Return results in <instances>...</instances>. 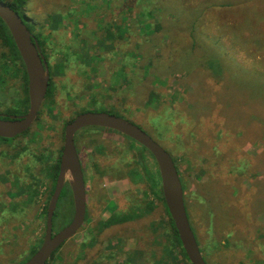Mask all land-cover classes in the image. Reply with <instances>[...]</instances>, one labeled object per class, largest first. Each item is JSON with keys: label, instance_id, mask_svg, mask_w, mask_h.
I'll return each instance as SVG.
<instances>
[{"label": "rangeland", "instance_id": "rangeland-1", "mask_svg": "<svg viewBox=\"0 0 264 264\" xmlns=\"http://www.w3.org/2000/svg\"><path fill=\"white\" fill-rule=\"evenodd\" d=\"M1 1L12 4L16 11L24 14L23 17H29L27 24L41 36L55 30L57 25H63L51 32L52 35L48 34L47 40L40 37L44 48L53 41L52 49L56 50L51 52L54 56L63 51V55L68 57L71 52L68 36L76 34V22L81 25L79 52L84 66H80L83 67L82 81L77 82V87L78 95L82 96V108L86 110H76L74 114L59 110L56 115L52 112L55 110H47L43 106L29 134L17 139L22 144L29 143L37 156L31 152L17 158L6 156H12L10 144L15 140L9 138L6 144L0 143V174L8 178L6 180L0 175V264L20 262L30 246L45 235L46 216L43 210L50 201L47 191L52 182L46 179L42 154L51 153L57 157L58 148L64 145L62 128L66 118H75L77 114L91 110L114 112L133 121L181 162L187 182L186 194L192 205L190 223L209 264H264V5L260 4L254 12V0H180L176 5H171L167 12L162 11L164 4L158 7L166 0ZM206 1L210 4L229 1L226 10L210 8L214 19L210 26L211 34L221 36V23L229 26L221 36L223 45L235 54L236 60L246 69L259 73L248 82L249 87L244 85L242 89L241 82L234 85V82L225 81L219 76L217 71L223 67L212 47L187 57L185 52L189 53L188 50L180 49L179 39L174 38L173 35L179 36L177 29L186 24L179 18L183 12L182 3L185 2L192 13L196 8L206 9ZM123 15L126 18L122 19ZM250 17L256 19L254 25L258 24V30L247 29L246 18L249 20ZM192 19L189 18L190 21ZM66 21H71L72 25L64 23ZM98 22L109 23L113 27L109 31L97 29ZM91 28L96 31L92 36L91 30L89 38L87 34ZM232 29L239 31V40ZM255 32L260 34L259 42L245 41ZM5 48L0 42V52ZM63 58L59 55L55 60ZM53 60L50 57L51 63ZM91 61H95V65L97 62L98 67H92ZM14 65L10 60L5 63L0 59L2 114L9 113V110L18 114L24 111L18 109L27 107L24 67L20 63ZM59 67L66 70L63 63ZM60 70L55 73V87L58 84L55 95L53 99L49 98L56 102L58 108L65 105L62 97L67 95L63 80L73 78L71 71L67 73L68 70L60 77ZM79 73L76 70L74 76ZM196 92L202 94L198 106L204 108L197 113L201 123L205 121L202 135L206 139L202 141L197 135H188L186 124L193 110L192 96ZM69 102L70 106L75 104V100L69 99ZM101 129L85 127L76 134L77 144L84 148L82 153L86 155L88 175L98 174L94 169L95 163L104 169L109 165L103 164H112L113 171L107 172L100 184L92 187L89 184V218L70 239L72 242L78 240L77 244L67 241L64 247L66 264H151L152 254H143V248L137 247V243L140 237V245L151 249V246H146L150 236L146 223L160 219L161 210L158 208L137 220L95 229L99 232V241L94 247H88L90 253L80 258L73 253L77 251V246L92 236L88 230L98 226L100 218H107L116 211H127L133 200L138 202L144 198L143 189H148L147 184L133 181L130 177L129 168L134 165V157L127 147V139L121 133ZM198 142H204L208 147L216 145L217 153L213 147L205 148L203 152L206 158L202 160V148L197 146ZM131 143L135 144L133 139ZM96 145H100L97 150L94 148ZM224 150L228 155L221 158ZM97 151L107 153L101 155ZM185 155L190 160L189 164L183 160ZM28 160V164L32 165L30 170L26 169ZM203 167L206 171L200 170ZM16 175L20 177L24 190V184L32 181L37 185L40 179L39 193L19 190ZM203 184H208L206 200L202 199ZM102 192L105 199L100 196ZM148 192L153 194L149 189ZM216 192L221 195L220 205L225 207L232 206L229 202L233 193H239L238 196L242 198L233 201L237 211L215 220L210 213V205ZM106 197L117 202L118 207L115 208L111 200L106 202ZM17 203L18 208L15 207ZM66 213L73 218L74 203H71L70 197L62 217L56 221V227H65L63 217ZM117 234L122 238H116ZM128 250L134 251L133 256L128 255Z\"/></svg>", "mask_w": 264, "mask_h": 264}, {"label": "trees", "instance_id": "trees-1", "mask_svg": "<svg viewBox=\"0 0 264 264\" xmlns=\"http://www.w3.org/2000/svg\"><path fill=\"white\" fill-rule=\"evenodd\" d=\"M179 1L180 0H166L163 3H161L158 7H160L161 5L164 4L162 11L166 10L167 12H169L171 5H176L177 3H179ZM228 2L229 1H227L223 4H216V3L210 4V2L206 1L204 3L205 5L208 6L206 9L199 10L196 8L195 10H193L192 13L188 10L187 4L185 2H183L182 3L183 4V12H182V15L179 16V18L182 19V21L184 23L186 22V24L185 25L180 24L183 28L177 29V33L179 36H176V35H173V36H174V38L179 39V44H180V46H182V48H180V49L188 50L189 53L185 52L187 57L194 56L195 53H197L199 51H203L204 48L206 50H209V48L212 47L211 50L215 51V53L217 54L216 59L221 60L220 66L223 67V68H220L219 71H217L219 76H221V78H223L225 81L230 80L231 82H234V85H236L238 82H241L242 83V89H243L244 85L246 87H249L248 82L251 79H253L256 75H258L259 73L257 74L256 71H249L248 69H246L243 64L239 63L236 60L235 54L230 52L229 50H227V48H225V46L223 45V43L221 41V39H222L221 36L225 32V28H229V26L227 24L221 23V25L219 26L220 27L219 31H220L221 36H215L214 34H211V29H210V26L212 27L213 20H214L213 16L210 13V8H221L220 10H223V9L226 10V8L229 7ZM260 4L264 5V0L263 1L262 0H254L253 1L254 12L257 11V7ZM11 6L15 9V7L12 4H11ZM252 14L256 15L255 13H252ZM207 16H209V17L207 18ZM190 17L193 18L191 21L189 20ZM26 20L28 21V18H26ZM254 20L256 21L255 18L253 19L250 17L249 20H247V18H246V27L248 30L252 31L253 28L258 30V24L255 26ZM174 24H176V21H174ZM27 26L31 30V27H29V25H27ZM232 31L235 35V38L237 40H239L238 39L239 31L237 29H232ZM259 35L260 34H258V32H255V33L249 35V37L245 41L257 43V42H259V38H258ZM37 37L39 39L38 43H40L42 46L43 41L40 39V37L44 38V34H43V36L38 34ZM0 42H2V44L6 47L5 50L0 52V53H2L0 55V59H2L5 63L10 60L11 63L13 64V67L16 66V65H14L16 63H20L24 67L23 81H24V85H25V89H26V93H27L26 102H27V107H28L30 98H29V85H28L29 80H28V74H27L26 66H25L23 58H22V56H21V54L17 48L15 40H14L7 24L5 23V21L1 17H0ZM260 42H261V40H260ZM187 44H189V45L187 46ZM215 48H217V49L215 50ZM225 70H227V73H224ZM48 96H49V94L47 93L45 101H47ZM192 97L194 100V102L192 101L193 110L190 113V115L188 116V118L186 119V121H187L186 124L188 125V128H189V134L188 135L189 136L197 135L199 140L202 141V139H206L205 135H202V133H203L202 130L204 128L205 121H203L201 123L200 118H197V113L200 110L204 109V108H201L198 106V101L202 99V94L201 93L199 94L198 92H196L195 94H193ZM224 101L227 103V100H224ZM84 110H86V109H84ZM166 110H168V109H166ZM184 111L186 112L188 110H184ZM8 112L16 114L14 111H11V110H9ZM41 112L42 111H40V114H41ZM52 112L54 114L56 113L54 111H52ZM110 112H112V111H110ZM112 113H114V112H112ZM40 114H39V116H40ZM166 114H167V112H166ZM184 114L185 113H183L181 115H184ZM56 115H58V114L56 113ZM117 115H119V114H117ZM39 116H38L37 120L39 119ZM167 117L169 118V115ZM71 119H73V118H71ZM71 119L66 118L64 125H63V128H62V130L64 129V132H65L66 124L69 123L71 121ZM184 119H185V117H184ZM199 123H200V125H199ZM99 128H102L104 130L107 129L104 127H99ZM29 131H30V129H28L27 131L23 132L22 134L14 137V138H11L12 140H15V142L10 144V148H12L13 154H12V156L9 154L6 156H9L12 158H17V157H20L21 154L28 153V152H31L33 155L37 156V153L34 151V149L32 147L30 148L29 143L22 144L21 140L17 141V139H20L19 137L25 138L29 134ZM226 135H227V132H226ZM7 140H9V138L0 137V141H2L0 143H5ZM63 140H64V135H63ZM131 141H132V138L128 137L127 147L131 151L132 156L134 157V165L130 166V168H129L130 177L133 181H136V182L142 181L145 184H147L149 191H151L153 194L150 195L148 192V189L145 188L142 191V193L144 194V198L140 199L138 202H136L137 200H133V202L129 204L127 211H124V210L120 211V212L116 211V212L112 213L110 216H108L107 218H100L99 225L98 226H96V225L92 226V227H90V230H88L90 233H92V236L89 239H87L86 241H83L79 246H77V251L73 252V253H77V257H79V258L83 257L85 254L90 253V249H88V247H94L95 244L99 241V232H97L95 229L102 228L103 226H110L112 224H117L120 222L137 220V219L143 217L147 213H152L154 210H156L158 208L159 210H161L160 219H158V221H157V219H152L151 221L146 223V228L148 229L149 234H150L148 241H146V243H147L146 246H149V247L151 246L150 247L151 249L148 250V247L145 248L144 246L140 245V239H141L140 237L138 239L137 247L143 248V251H142L143 254H145V253L152 254L153 258L151 260V264H193L190 261L188 255H187V253L183 247V244H182V241L180 239V236H179L178 230L176 228L175 222H174V220L171 216V213L169 211V208L166 204L164 194H163V189H162L160 171H159L157 162L154 158V155L145 146H143L142 144L140 145V143L137 142L136 140L133 139V141L135 142V144H133V145H132ZM204 142H202V143L198 142V144H197L198 147L202 148L201 154H200V158L202 160H205V158H206L204 155V152H203V150L205 148L213 147L215 151L217 148L215 144H214L215 146L209 145V147H208L206 145V143H204ZM62 150H63V145L58 148L59 152H58L57 157H54L53 154H51V153L42 154V157L45 160L44 167H45V172H46V179L49 180L50 182H52L50 189H48V191H47L48 192V194H47L48 200L51 199V196L55 190L58 174L60 172V162H61ZM226 151L227 150H224L223 154L220 155L221 158L227 157L228 153ZM216 153H217V151H216ZM40 157H41V154H40ZM173 157H174L173 159H174L175 163L178 166L177 168H178L180 178H181L182 183H183L184 194H185V203H187L186 209H187L188 216L190 219L189 213L192 212V210H191L192 205H191L190 197H188V193L186 194L187 182H186L184 173L181 170V165H180L181 162L175 156H173ZM5 158H7V157H5ZM183 160L186 161L188 164L190 163V160L187 157V155L184 156ZM236 161H237V159H236ZM6 162H8V161H6ZM28 163H29V160L26 162V164H27L26 169L30 170L32 168V165H30ZM103 165H106V163ZM100 166L101 165L99 163H95L94 169L97 171V173H98L97 175H92V176L86 177V174H85V181L87 184V190L89 189L88 188L89 184L91 185V187L94 185L100 184L102 181V178L106 174H108L107 169L106 168L104 169L103 166L102 167H100ZM200 170L206 171V169L204 167ZM0 175L4 176V178H6V180L8 179L7 176L4 175L3 173H1ZM112 179H114V177H112ZM15 182H16V185H18L19 190L28 191L30 193L32 191H34L33 192L34 194L39 193L38 191H39V188L41 185L40 179L37 181V185H35V183L33 184L32 181L27 183V184H24L26 186V190H24V187L21 186L20 177L17 175L15 177ZM209 182H210V180H209ZM203 185L204 186L202 187V190L204 191V194H203L204 197L202 199L206 200L208 198L207 197V186H208V184L207 185L203 184ZM238 194L239 193H237V194L233 193L231 201L229 202L230 205H232V206L225 207V205H220V203H219V200L221 197L220 193L219 192L214 193L213 204L211 203V205H210V207H211L210 209H212L210 211V213H211V215L215 216L214 217L215 220L218 218H224V216L227 217L228 214H231V211H235V210L237 211V207L233 204V201L235 199L237 200L238 198H242L241 196H238ZM100 196L103 199H105L104 192H102ZM68 197L71 198V203H74L72 190H71L69 183L67 182L62 193H61V196L59 198L57 208H56V211L54 214V232H57L60 229H62V227L61 228L56 227V224H57L56 221L60 218V216L62 217V215L64 213V206L66 205V201H67ZM108 200H111L112 203L115 204V208L118 207L117 202L106 197V202ZM106 202H105V205H106ZM48 206H49V204H48ZM15 207L18 208L19 204L18 203L15 204ZM47 207L45 208V210H43V212H44L43 215L46 216V221H47V212H48ZM105 208H111V207L105 206ZM204 208L205 207H202V209H204ZM111 210H113V208H111ZM71 218H72V215H69V214L67 215V213L64 215L63 219L65 220L64 221L65 226H66V224L70 223ZM87 218H89V215H87L86 220H87ZM190 221H191V219H190ZM44 236L45 235H43L42 237H39L38 240L30 246V248L27 251L24 258L20 262L15 263V264H24L25 262H27V260L30 257H32L37 252V250L40 248V246L43 242ZM115 236L118 239L122 238V236L119 234H117ZM125 236L127 237V235H125ZM132 236H134V235H132ZM165 238H167L166 241H164V242L160 241V239H165ZM77 241L78 240L75 239L73 242L71 240L69 242L75 244ZM165 242H167V243H165ZM67 243L68 242H65L60 248H58L53 253L51 258L48 260L47 264H66L67 259L65 256L64 247H65V245H67ZM227 244H229V243H227ZM132 251L133 250H128V255L133 256L134 251L133 252ZM136 251H138V250H136Z\"/></svg>", "mask_w": 264, "mask_h": 264}, {"label": "water", "instance_id": "water-1", "mask_svg": "<svg viewBox=\"0 0 264 264\" xmlns=\"http://www.w3.org/2000/svg\"><path fill=\"white\" fill-rule=\"evenodd\" d=\"M0 17L7 24L15 40L29 80V111L22 115L0 113V137L14 138L34 124L49 88L50 70L38 41L19 12L11 4L0 0ZM89 126L104 127L127 135L154 155L160 171L164 198L183 247L193 264H208L190 223L183 183L171 153L133 121L113 113L92 110L78 114L65 127L60 172L48 206L45 236L40 248L24 264H47L53 253L73 238L85 223L87 189L75 135L80 129ZM67 182L72 190L74 215L68 225L54 232V214Z\"/></svg>", "mask_w": 264, "mask_h": 264}, {"label": "flooded vegetation", "instance_id": "flooded-vegetation-1", "mask_svg": "<svg viewBox=\"0 0 264 264\" xmlns=\"http://www.w3.org/2000/svg\"><path fill=\"white\" fill-rule=\"evenodd\" d=\"M19 14L23 17V15L19 12ZM24 18V20H25V22H26V24H27V20H26V18L27 17H23ZM123 18H126V17H124V15H123V17H122V19ZM28 19H29V17H28ZM71 21H66V22H64V23H67L69 26H71L72 25V23H70ZM99 24L101 25V26H99ZM28 25V24H27ZM60 27H63V25L61 24L60 26L59 25H57L56 26V28H55V30H53V31H56V29H59ZM113 26H111V25H109V23L108 24H105V23H103V22H98L97 23V26H96V28L98 29V28H100V29H107L108 31L112 28ZM91 30H92V36H93V34H94V31H96L95 29H93V28H91L89 31H88V33L89 34H87V35H90V36H88L89 38H91ZM53 31H48V33L47 34H44V39H46L47 40V36H48V34H51V32H53ZM31 32H32V34H33V36H34V38L39 42V39H38V37H37V35L38 34H36V31H35V29H33V28H31ZM98 32V31H97ZM45 33V32H44ZM52 35V34H51ZM81 35H82V28H81V25L79 24V23H77L76 22V34H74V35H72V34H70L69 36H68V41L70 42V48H69V50H71V52H69V55H68V57H69V60H68V57L66 58V56H64L63 55V51H60V52H58V54H56V56H59V55H62L64 58L63 59H59V60H55V57L56 56H54V53H52L51 51L52 50H56L55 48L54 49H52V47H54L53 46V41L51 40V42L48 44V46L46 47V48H44V47H42L41 46V44H40V47H41V51H42V53H43V55H44V59H45V61H46V63H47V66H48V68H49V70H50V80H49V88H48V91H47V93L49 94V96H48V99H47V101H45V99H44V101H43V103H42V106H41V108H40V111L41 110H43V106L47 109V110H55L56 111V113L58 114V111L59 110H67L68 112L70 111L71 113H73L74 114V112L77 110V112L81 109V110H84L83 108H82V96L81 95H78V91H79V87H77V82L78 81H82V78H80V77H82V73H83V67H81L80 68V66H84V63H83V57H82V54L79 52L81 49H80V42H81V39H79L80 37H81ZM50 50V51H49ZM65 50V49H64ZM50 57H53V62L51 63V61H50ZM63 63V65H64V67L66 68V70H68L67 71V73L69 72V71H71L72 72V74H73V78H71L69 81H67V80H63V83H64V85H65V88H66V91H67V95H66V97H62L63 98V100H64V102H65V105L63 106V107H61V108H58V105L57 104H55L56 102H54L53 100H49V98H51V99H53L52 97L55 95V93H54V91H55V89L57 88V86H58V84L56 83V87H55V73H56V71H58V70H60V67H59V64H61V63ZM94 62L95 61H91V64H92V67L93 66H96V67H98L97 65H98V63L96 62V65L94 64ZM69 65V66H68ZM72 68V69H71ZM80 68V69H79ZM93 69V68H92ZM66 70H60V72H61V75H60V77H62V76H64L65 75V71ZM76 70H79L80 71V73H79V75L78 76H74V72L76 71ZM104 75H106V73L104 74ZM88 79V78H87ZM47 95V94H46ZM46 98V97H45ZM69 99H71V100H75V104L73 105H69ZM46 105V106H45ZM29 109H30V101H29V106L28 107H26V108H23V109H18V110H24V111H22L21 113H18V114H16V115H22V114H25V113H27L28 111H29ZM45 109V110H46ZM15 110H17V109H15ZM27 110V111H26ZM109 110H111V109H109ZM40 111H39V113H38V116H39V114H40ZM55 113V114H56ZM82 113V112H81ZM3 114H9V115H11V114H13V113H3ZM80 114V113H79ZM114 114V113H113ZM78 115V114H77ZM117 115V114H116ZM38 116L36 117V119L38 118ZM74 119V118H73ZM73 119H71V121L73 120ZM36 121V120H35ZM70 121V122H71ZM68 124V123H67ZM66 124V125H67ZM33 126V125H32ZM66 127V126H65ZM91 127V126H90ZM92 127H98V126H92ZM31 129V128H30ZM81 130V129H80ZM106 130H110V131H112V129H106ZM114 132H118V131H115V130H113ZM65 133V132H64ZM118 133H120V132H118ZM77 134V133H76ZM121 135H123V137H125L126 139H128V137L129 136H127V135H124V134H122L121 133ZM75 143H76V147H77V150H78V154H79V157H80V160H81V164H82V169H84L83 170V172H84V177H85V174H86V177L87 176H89L88 175V167L86 166V155H85V153H82L83 152V150H84V148L83 147H80V145H79V143L77 144V142H76V135H75ZM96 150L97 149H99L100 148V145H96L95 147H94ZM98 152V154H101V155H103V154H106L107 153V151H105V153H101L100 151H97ZM106 165H109V166H106V169H107V172H110V171H113V169H112V164H106ZM86 182V181H85ZM86 189H87V184H86ZM87 194H88V190H87ZM87 215H88V199H87ZM87 215H86V217H87Z\"/></svg>", "mask_w": 264, "mask_h": 264}, {"label": "bare ground", "instance_id": "bare-ground-1", "mask_svg": "<svg viewBox=\"0 0 264 264\" xmlns=\"http://www.w3.org/2000/svg\"><path fill=\"white\" fill-rule=\"evenodd\" d=\"M174 158V157H173ZM176 166H177V164H176ZM178 167V166H177Z\"/></svg>", "mask_w": 264, "mask_h": 264}]
</instances>
